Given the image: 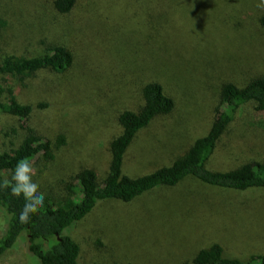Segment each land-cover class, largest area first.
Listing matches in <instances>:
<instances>
[{"label":"rangeland","instance_id":"obj_1","mask_svg":"<svg viewBox=\"0 0 264 264\" xmlns=\"http://www.w3.org/2000/svg\"><path fill=\"white\" fill-rule=\"evenodd\" d=\"M258 5L260 0H76L63 15L53 0H0V61L54 46L73 58L63 73L0 80L19 102L34 107L26 122L0 115V145L16 147L26 134L23 124L52 145L62 135L64 145L52 147L53 161L32 163L37 190L52 196L63 194L80 169H91L101 181L109 144L121 132L118 117L137 113L142 88L154 82L173 110L136 134L122 171L134 178L170 165L208 132L225 84L242 88L264 78V5ZM253 109L244 108L234 130H248L250 158L264 163V118ZM3 229L0 210V234ZM67 234L79 246V264H182L212 244L230 258L264 255V189L224 190L186 178L128 203L103 201ZM13 247L0 264H32L24 241Z\"/></svg>","mask_w":264,"mask_h":264},{"label":"trees","instance_id":"obj_2","mask_svg":"<svg viewBox=\"0 0 264 264\" xmlns=\"http://www.w3.org/2000/svg\"><path fill=\"white\" fill-rule=\"evenodd\" d=\"M76 0H53L59 14L69 13ZM264 26V14L260 19ZM71 53L62 46L45 49L31 57L6 56L0 61V80L10 77L24 81L44 71L63 73L72 65ZM143 106L137 112L125 111L118 117L120 134L109 144V164L105 177L99 181L91 169H80L72 174L63 188V194H44V203L32 212L27 221L21 222L20 212L25 200L11 195L10 186H0V210L3 212L4 229L0 234V260L24 241V248L32 264H79V246L68 236V230L88 215L103 201L131 202L137 197L160 187H173L186 178H193L210 187L245 191L264 189V163L252 160L249 150L252 141L245 129L237 134L238 118L248 104L254 105V113L264 118V78H257L239 88L225 84L220 91V103L208 132L196 139L186 153L170 165L139 176L123 174L124 157L136 134L146 128L158 116L169 114L174 107L157 83L142 88ZM0 115L26 122L34 107L17 100L13 90L0 85ZM43 105H38V108ZM25 131L20 143L9 144L5 150L0 145V185L11 181L13 170L21 159L31 164L36 160L53 161V149L64 145V137L58 136L54 145L34 135L23 124ZM14 136L17 130L11 131ZM233 162L230 169H222L221 162ZM35 259V260H34ZM36 261V262H35ZM35 262V263H33ZM182 264H264V255H252L246 259L225 256L218 244L200 250L190 262Z\"/></svg>","mask_w":264,"mask_h":264},{"label":"clouds","instance_id":"obj_3","mask_svg":"<svg viewBox=\"0 0 264 264\" xmlns=\"http://www.w3.org/2000/svg\"><path fill=\"white\" fill-rule=\"evenodd\" d=\"M260 5H264V0H260ZM32 174L33 167L31 162L26 158L21 159L13 170L11 181L5 180L3 185H0L4 187L10 186L12 196L24 198L25 203L20 212L21 222L27 221L30 214L44 203V194L37 190L38 183L33 180Z\"/></svg>","mask_w":264,"mask_h":264}]
</instances>
